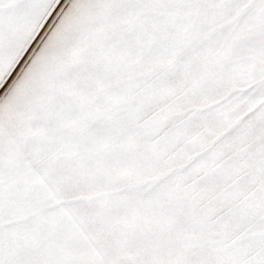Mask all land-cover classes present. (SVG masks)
Wrapping results in <instances>:
<instances>
[{"label": "snow or ice", "instance_id": "1", "mask_svg": "<svg viewBox=\"0 0 264 264\" xmlns=\"http://www.w3.org/2000/svg\"><path fill=\"white\" fill-rule=\"evenodd\" d=\"M0 264H264V0H0Z\"/></svg>", "mask_w": 264, "mask_h": 264}]
</instances>
